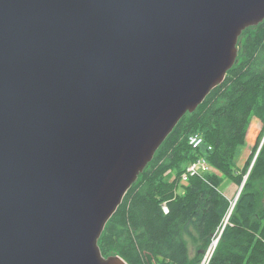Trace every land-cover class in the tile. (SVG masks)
Segmentation results:
<instances>
[{
	"label": "water",
	"instance_id": "95a60500",
	"mask_svg": "<svg viewBox=\"0 0 264 264\" xmlns=\"http://www.w3.org/2000/svg\"><path fill=\"white\" fill-rule=\"evenodd\" d=\"M263 20L264 0H0V264H129L106 223Z\"/></svg>",
	"mask_w": 264,
	"mask_h": 264
},
{
	"label": "trees",
	"instance_id": "16d2710c",
	"mask_svg": "<svg viewBox=\"0 0 264 264\" xmlns=\"http://www.w3.org/2000/svg\"><path fill=\"white\" fill-rule=\"evenodd\" d=\"M253 117L263 130L240 167L241 149L256 131ZM194 133L202 135V148L188 143ZM263 135L264 20L243 31L237 61L223 82L181 118L128 189L102 231L101 252L129 264H201L223 227L208 264H264V141L249 169ZM199 157L215 172L182 183L181 173ZM223 177L243 183L235 202L219 189ZM188 225L199 240L196 259L184 237Z\"/></svg>",
	"mask_w": 264,
	"mask_h": 264
},
{
	"label": "rangeland",
	"instance_id": "374dc122",
	"mask_svg": "<svg viewBox=\"0 0 264 264\" xmlns=\"http://www.w3.org/2000/svg\"><path fill=\"white\" fill-rule=\"evenodd\" d=\"M252 123H255L254 129L256 131L254 133L252 132V139L251 140L246 138V144L241 149V154H240V156L238 158V165L240 167H242L244 165L247 157L250 155L251 149L256 145L257 140L260 137V135L262 133V130H263V125H262V122H261L260 119H258L256 117H253L252 121L250 122V125H252ZM250 125H249V127H251ZM168 177H169V175H168ZM172 178H173L172 175L169 178L165 177V179H168V180H171ZM238 187L239 186L232 184V182L227 177H223V179H222V181L220 182V185H219V189L229 199H232V200L234 199V197L236 195V191L238 190ZM178 192L182 193V187H179ZM188 226H189V228H186V230L184 232V237H185L186 242H187V244L189 246L191 257L193 259H196V254H197L198 246H199V240H198V236H197V233H196L194 227L192 225H188ZM222 228L217 233V236H219V233L222 230ZM207 247H206V250L204 251V257H202L201 260H200L201 264L202 263L203 264H208V262H209V260L211 258L212 252H210V251L208 252V250H207L208 248ZM214 248H213V250H214Z\"/></svg>",
	"mask_w": 264,
	"mask_h": 264
},
{
	"label": "built area",
	"instance_id": "2783aa9c",
	"mask_svg": "<svg viewBox=\"0 0 264 264\" xmlns=\"http://www.w3.org/2000/svg\"><path fill=\"white\" fill-rule=\"evenodd\" d=\"M188 143L194 149L200 148L203 145V138L199 133H194L188 137ZM208 169L209 166L206 160L200 157L186 166L185 170L181 173L180 181L182 183H186L189 176L196 175L201 170H208Z\"/></svg>",
	"mask_w": 264,
	"mask_h": 264
},
{
	"label": "bare ground",
	"instance_id": "6f19581e",
	"mask_svg": "<svg viewBox=\"0 0 264 264\" xmlns=\"http://www.w3.org/2000/svg\"><path fill=\"white\" fill-rule=\"evenodd\" d=\"M201 135V134H200ZM202 136V135H201ZM203 138V137H202ZM203 144H204V139H203ZM205 145V144H204ZM204 145H202V147L204 146ZM202 147H200V148H202ZM196 149H198V148H196ZM255 156V155H254ZM200 158V157H199ZM202 158H204V157H202ZM205 159V158H204ZM197 160V159H196ZM206 160V159H205ZM255 160V159H254ZM194 162V161H193ZM207 162V161H206ZM208 164V166H209V169L208 170H201L198 174H196V176H201L202 174H206L207 172H215L214 171V169L209 165V163H207ZM251 165V164H250ZM249 168H251L250 166H249ZM249 170V169H248ZM193 176V175H192ZM190 177V176H189ZM246 178V176L244 177V179ZM189 179V178H188ZM188 181V180H187ZM164 208V211L165 212H167V208L164 206L163 207ZM216 241V240H215ZM215 241H213L212 242V245H211V247H210V249H209V251L210 252H212V250H213V248L215 247ZM208 251V252H209ZM211 254V253H210Z\"/></svg>",
	"mask_w": 264,
	"mask_h": 264
},
{
	"label": "crops",
	"instance_id": "0c3cea01",
	"mask_svg": "<svg viewBox=\"0 0 264 264\" xmlns=\"http://www.w3.org/2000/svg\"><path fill=\"white\" fill-rule=\"evenodd\" d=\"M241 154V153H240ZM237 163H238V161H237Z\"/></svg>",
	"mask_w": 264,
	"mask_h": 264
}]
</instances>
